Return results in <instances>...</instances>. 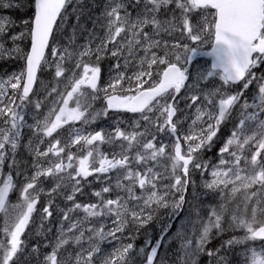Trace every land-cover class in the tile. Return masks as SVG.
<instances>
[{
    "label": "snow or ice",
    "instance_id": "snow-or-ice-1",
    "mask_svg": "<svg viewBox=\"0 0 264 264\" xmlns=\"http://www.w3.org/2000/svg\"><path fill=\"white\" fill-rule=\"evenodd\" d=\"M33 2L34 18L23 22L27 32L10 37L16 45L18 40L30 36L31 50L23 53L18 46L5 48L0 42V55L17 53L25 60L19 73H13L6 80L0 78V175L6 164L8 167L6 178L0 181V212L4 213L3 234L6 237V242L0 241V264H16L19 259L24 249L21 237L32 221L41 194L49 197L47 206L42 209L43 227V220L53 215L50 210L54 202L52 197L69 187L71 194L66 195V199L73 201V207L63 214L68 227L61 226L44 264H135L138 257H143V264H154L158 249L172 227L171 219L187 202L189 184L195 185V181L190 180V169L203 174L209 168L202 153L205 149L211 150L221 125L233 118L238 105L240 111L235 117L238 123L219 148L218 163L211 165L212 179L203 184L210 193L218 192L221 202L211 207L206 220L200 219L197 213L199 234L194 239L186 233L178 234V238L183 241V264H199L201 256H207L209 264H230L221 252H229L237 246L242 249L243 264H264V73L254 71L264 65V0H109L103 13L104 36L90 33L85 44L75 47V35L68 45L61 46L55 41V35L66 23L64 13L71 0ZM130 3L139 8L135 16L129 11ZM172 4L175 8L169 10ZM0 7L9 8L12 4L10 0H0ZM196 10L201 11V19L191 24L189 17ZM162 11H170L169 17L161 19ZM8 23H11L9 18L0 17V41L7 34ZM147 28L151 31H146ZM178 29L180 40L169 43L161 38L162 35L173 36ZM185 33L192 43L183 42ZM97 40L99 42L95 43ZM209 43L210 51L201 52V46ZM47 49L53 60L47 58ZM160 51L163 55L158 54ZM197 55L210 56L212 61L210 68L193 73L188 65ZM105 58L116 63L109 81L101 86L100 64ZM46 65L54 68L56 83L45 87L46 99H53L43 119L29 126L35 129L33 136L53 137L65 125L76 121L89 124L107 116L109 110L139 113L145 122L144 131L126 132L116 127L113 132L101 129L84 135L77 129L68 133L63 145L60 139H55L45 151H40L30 139L23 147L36 158L30 166L21 167L23 162L17 158V149L22 146L24 109L32 102L30 94L37 83V74ZM160 65L166 67L156 73L158 79H153V66ZM132 68L135 70L129 74ZM217 76L220 86L206 93L198 88L200 80ZM57 78H63L62 90H58L61 80ZM187 81L191 83L186 84ZM238 83H242V88L229 94L228 89ZM253 83L257 86L256 92L249 98L245 92ZM183 88L199 92L207 103L197 108L187 134L178 135L179 121L173 120L178 107L174 102ZM100 99L105 105L96 110L94 104ZM190 99L197 102L198 96L191 95ZM70 102L75 106L70 107ZM34 106L39 110L42 102L36 101ZM135 127H140L139 121L135 122ZM150 127H155L157 133L174 137V142L157 146L154 143L157 136L150 132ZM149 135L151 139H147ZM181 140L186 149H182ZM103 144L119 146L121 151L106 154L100 147ZM72 146H80L84 154H74ZM169 147L171 152L166 151ZM133 149L136 152L132 160L138 164H146L149 160L159 163L162 157L169 160L170 167L165 168L168 175L151 167L134 171L128 155ZM50 153L58 162L49 160L45 167L43 159ZM61 154H66L67 162ZM29 167L34 169L31 175L27 174ZM14 170L17 176L23 175L26 182L18 189L19 202L11 204L10 193L17 190L13 182ZM112 171L118 173L116 188L126 196L104 199L102 194L109 193L111 188L103 187L94 193L100 198L97 203H75V194L81 191L82 181L86 183L94 174L100 179V174ZM165 179L171 183L162 184ZM46 180L52 181L47 191L44 188ZM158 183L162 184V190L157 188ZM137 185L142 190L140 196L134 192ZM238 195L242 203H236L230 210L229 205ZM169 208V222L161 225L155 243L146 239L144 246L136 249L134 241L140 229L151 222L160 209ZM80 209L85 213L84 218L73 221L70 214ZM105 217L113 218V227L108 231L104 224L84 227L89 218ZM237 230L243 235L232 236L218 248L207 247L215 236ZM126 231L127 237L124 236ZM86 232L90 233L87 248L83 247ZM109 238L119 246L103 248L101 245ZM124 239L133 242L124 243ZM69 244L79 251L67 252L61 259L60 252L67 251ZM149 248L150 251H146Z\"/></svg>",
    "mask_w": 264,
    "mask_h": 264
},
{
    "label": "rangeland",
    "instance_id": "rangeland-1",
    "mask_svg": "<svg viewBox=\"0 0 264 264\" xmlns=\"http://www.w3.org/2000/svg\"><path fill=\"white\" fill-rule=\"evenodd\" d=\"M12 7L9 8H3L0 7V17L9 18L11 23H8L6 25L7 34L4 37L3 42L5 48H13L18 46L23 53H26L25 45L30 38V36H25L24 39L18 40L16 45H13L11 42L10 37L12 35H19L21 32H27V28L24 25V21L28 20L30 21L32 18V8L34 10V2L33 0H10ZM83 2V3H82ZM109 3V0H71V3H69L68 9L65 12V15L67 17L66 23L62 26V29L56 34L55 41L61 45H68L70 38L75 35L74 45H83L85 44L88 39L90 33H93L96 36L102 37L105 33V28L103 27L105 21L103 18V13L105 11V8L107 4ZM82 4H85V8H88V12L83 14L79 11V14L82 16L90 17L86 18L85 21H80L81 17L77 19L78 10L81 9ZM142 6V5H141ZM97 8V9H96ZM175 5H169V10L174 9ZM75 9V11H74ZM85 11V10H84ZM129 11L132 12L133 16H135L136 12L139 11L138 7H133L132 4H129ZM94 14V15H92ZM96 14V15H95ZM161 19H166L170 15L169 12L162 11L160 14ZM177 17L179 16V10L176 11ZM201 11L196 10L192 15H190L189 20L191 24H196L201 19ZM95 18V19H94ZM88 23H90L88 25ZM146 31H151L150 28H147ZM163 40L169 41V43L174 42L175 40H180V30L178 29L173 36L168 35H162L161 37ZM99 41H95V43H98ZM184 43H192L187 39V34H184L183 38ZM95 43L93 44V47L95 46ZM201 49H210V43L204 44L201 46ZM159 55H163V51H160L158 53ZM140 55H143L141 52ZM49 60H53L54 58L49 54L47 56ZM94 59V57H93ZM116 63L115 60L111 58H105L101 61L100 67L102 69L101 71V80L100 84L101 86H104L109 81V74L111 72L112 66ZM210 61L206 59H200L194 63V65L191 67V70L193 73H195L198 69H205L210 68ZM24 59L17 53H13L11 56L5 54L0 55V78L7 79L9 76H11L13 73H19L24 68ZM67 66V65H66ZM164 67L166 65H160V66H153V79H158V76H156L157 72H162ZM263 65L260 67L254 69V71L257 74L263 73ZM135 69L132 68L129 70V74L131 71H134ZM54 77V68H49L47 65L45 66L43 73L40 76V80L38 82L36 91L34 95L31 97V103H29L25 109H24V117H25V127L21 129L22 132V139H21V147L17 149L18 153V159L22 161L21 167H27L30 166L33 163V160L36 158L34 153H29L23 145H27L29 143V140L31 139V142L36 145L40 151H45L49 147L50 143H54L55 139H60L61 144L63 145L67 138L68 133L74 130H80L81 134L87 135L89 133H93L95 131L104 129L106 132H113L116 127H119L121 130H124L126 132L131 131H144L145 122L141 120L140 115L136 116H129L124 113H115V112H108L107 116H102L98 118L97 120L85 124L81 121L73 122L71 125H65L63 129L58 130L57 133L53 134V137H42L39 136H33V132L35 131L34 128L29 127L30 125H34L35 121L38 119H43V117L48 113V110L51 106V101L53 97H48L46 99L47 93L45 91V87L47 86L50 88L53 86L56 81L53 79ZM61 80V83L59 85L58 90L63 89V78H57ZM191 81H189L188 84H190ZM221 85V81L219 77H209L208 79H202L199 81L198 88H201L203 92H208L213 87H218ZM127 87V85H125ZM242 88V86L239 87H232L228 89L229 94L234 93L236 91H239ZM256 84L253 83L250 85L249 89L245 92V95L247 97H252L253 93L256 92ZM90 91V90H89ZM101 97H103V93L100 94ZM191 95H197L198 101L193 102L190 97ZM219 97H217V100ZM40 101L42 102L41 109L37 110L35 109V102ZM171 102V101H170ZM251 103V100H249ZM207 101L205 100L204 96L201 95L199 92H190L188 88H183L182 91L178 94L177 100L175 102V105L178 107V112L175 118V122L179 121L177 123L178 128V134L184 135L187 134V129L192 124L193 120L195 119L197 115V108H203L206 105ZM105 101L103 99H100L95 102L94 108L96 110L101 109L104 107ZM75 106L70 102V107ZM240 110L239 105L234 109L233 116L235 115L236 111ZM152 115V114H149ZM156 115H159L158 113ZM153 119H155V116H153ZM139 121L140 127H135V122ZM230 121V120H229ZM228 121V122H229ZM225 123L221 125V132L223 128L229 127V124ZM160 123H163V117L160 118ZM230 123V122H229ZM238 121L236 122V124ZM235 124V125H236ZM234 125V126H235ZM2 126V125H0ZM199 126V125H198ZM206 126V125H205ZM233 129V128H232ZM150 132L152 134H155L157 136V140L154 141V143H157V146H159V143H163L165 145H170L174 142V137L169 136L166 133H157L155 127H150ZM219 134V133H218ZM221 135V133H220ZM220 135L214 139V142L212 144L211 150L205 149L202 153L203 160L209 162V168L202 174L200 170H192L190 169V180L195 181V185L189 184L190 189L193 191L192 195L195 198V201L198 203H192L189 207L187 206L188 203L186 202L184 204L183 209L171 219L172 227L170 231L168 232L165 239L162 241L161 247L158 249V255L156 259L154 260V264H183V251L181 250V244L183 241L178 238V234L186 233L189 237L195 238L196 235L199 234V223L197 213H199V218L206 220L207 216L210 212V209L212 206H218L220 201L219 193H210L209 190L205 189L203 187L204 181L211 180V165H215L219 161V156L216 153V156L213 157V159H209V153L213 150L214 147H221L224 143L225 139H220ZM147 139H151V135L147 137ZM41 140L43 142H41ZM182 144L184 149H186V144L183 140ZM101 150L106 154H111L113 152L119 153L121 151L119 146H113L110 144H103L100 146ZM67 151V149H66ZM71 151L74 154L81 155L84 154L80 150V146H72ZM167 152H171L172 149L166 148ZM219 151V150H218ZM136 149L131 150V152L128 153L131 166L134 171H144L146 168L151 167L156 172L164 173L165 175H168V173L165 172L166 167H170V161L166 158H160L159 163L156 161L149 160L146 164L144 163H136L134 160H132V157L135 156ZM61 158L65 159L66 161V154H61ZM119 158V156H117ZM227 159V157H225ZM56 161V157L53 154H49V157L46 159H43L44 166H48V161ZM11 161L9 160L8 163ZM58 162V161H56ZM34 169L28 168V175H31ZM8 173V167L7 164L5 165L3 169V175H0V181H2L3 178H6V175ZM14 178V183L17 187V190L14 191V196L9 203L15 204L19 202V191L18 189L26 182L24 180L23 175L17 176L15 170L12 173ZM119 175L122 177L123 173H119ZM101 178L97 179L96 174L89 177L87 179V182L85 183L82 181V188L81 191L75 194V203L80 204H90V203H97L100 198L96 197L94 195L95 192L100 191L103 187H110L111 191L109 193H103L102 196L104 199H115L118 195L119 196H126V193L122 191L121 189L116 188V180L118 173L116 171L109 172L107 174H100ZM124 184H128V181L122 180ZM171 180L165 179L162 184H170ZM162 184L158 183L157 188L162 190ZM52 187V181L46 180L44 183V188L47 191L49 188ZM189 191V190H188ZM135 195L140 196L142 195V190L137 185L134 189ZM71 194V188L62 189L61 193L59 195H56L52 197L53 199V205L51 207V211L53 212V215L50 218H46L43 220V227H41V215H42V209L43 207L47 206V202L49 200V197L46 194H41L39 202L37 204L36 208V214L34 216V223L31 221L29 227H34V231L36 232V237L40 238V242H38L36 245H30L26 244L27 238H29V231L24 237V234L22 235L21 239L24 241V249L23 252L19 255V259L16 261V264H44V258L45 256L51 252V244L55 242V238L57 237L61 226L63 225L64 228L68 227V222L63 221V214L66 212L69 208L73 207V201H68L66 199V195ZM146 195V193H143ZM187 194V193H186ZM225 198H227V193L225 194ZM186 201H188L186 199ZM142 203V201H141ZM236 203H242L241 198L238 195L236 199L233 201L232 204L229 205V209L231 210ZM161 211V220L162 223H168L169 222V213L171 212V209H160L158 212ZM71 219L73 221L75 220H82L85 216V213L83 212V209L76 210L73 213L70 214ZM3 217L4 213L2 215V218L0 219V238H2V241L6 242V237L3 234ZM112 219L113 218H89V221L85 223L84 227L87 228L89 226L92 227H99L100 224L105 225V231H108L113 227L112 225ZM158 219L159 217L157 214L155 215L154 219L149 222L144 227H151V229H147V233L152 235V239L147 237L145 235V238L143 242L145 243L146 239H150L153 243L159 238L160 236V229L161 225L158 226ZM162 224V225H163ZM25 232V233H26ZM146 233V234H147ZM90 235V233H85V241L83 243V247L87 248V236ZM119 235V234H117ZM128 233L125 232L124 236L127 237ZM243 235V232L240 230H237L235 232H226L221 236H215L211 242L208 244V248H218L221 243L225 240L230 239L232 236H241ZM124 243H129L128 239L123 240ZM105 249H110V247H118L119 244L115 241H111L109 238L108 242H105L101 245ZM144 246V244H143ZM136 249H139L140 247L135 246ZM142 247V246H141ZM79 251V248L76 247L73 244H69L67 246V251H61L60 257L63 259L67 252H74ZM146 251H150V248ZM221 255H225L227 259L230 261V264H243V252L242 249L237 246L233 250L229 252H221ZM135 264H143V257H138L135 260ZM199 264H209L208 257L207 256H201Z\"/></svg>",
    "mask_w": 264,
    "mask_h": 264
},
{
    "label": "trees",
    "instance_id": "trees-1",
    "mask_svg": "<svg viewBox=\"0 0 264 264\" xmlns=\"http://www.w3.org/2000/svg\"><path fill=\"white\" fill-rule=\"evenodd\" d=\"M82 8L81 9H79L78 10V13H77V15H78V17L80 18L82 15H80L79 14V11L80 12H82L83 14H85L86 12H88V8H85V4H82V6H81ZM85 10V11H84ZM32 11H33V8H32ZM32 14H33V12H32ZM85 17L86 18H89L90 19V17H87V16H82L80 19V21H85ZM90 23H88V25H89ZM27 46H28V42L26 43V45H25V48H27ZM262 70H263V73H264V65H263V68H262ZM239 111L240 110H238V111H236V113H235V115L233 116V118L232 119H230V123L228 122V124H229V127H227V128H223L222 129V132H221V129H220V132H219V134H218V136L220 135V133H221V135H220V139H225V138H227L228 137V135L230 134V132H231V130H232V128L234 127V125L236 124V122H237V119L235 118L236 116H237V114L239 113ZM217 136V137H218ZM218 150H219V147H214L213 148V150L211 151V152H208L209 154V159H213V157L214 156H216V153L218 152ZM188 190L189 191H187V194H186V199L188 200L187 201V203H188V207H189V209H190V206H191V204L192 203H194V201H195V198L193 197V195H192V190L190 189V186L188 187ZM13 196H14V193L12 194V198H11V200L13 199ZM195 203H198L197 201H195ZM37 211V210H36ZM36 211L33 213V218L32 219H34V216H35V214H36ZM157 216L159 217V219H158V226H160V225H162L163 223H162V220H161V211L160 212H158L157 213ZM2 218V216H0V219ZM33 223H34V221H33ZM147 229H151V227H149V228H147V227H143V228H141L140 229V231H139V234L136 236V239H135V241H134V244H135V246H138V247H141V246H143V244H144V242H143V240H144V238H145V235L147 236V237H149L150 239H152V235H150L149 233H147ZM28 231H29V238H27V242H26V244H30V245H36L38 242H40L41 240H40V238H38V237H36V235H35V231H34V227L32 228V227H30L28 230H27V232L24 234V237L26 236V234L28 233ZM147 233V234H146ZM0 241H2V238H0ZM129 242H133V241H131V240H128Z\"/></svg>",
    "mask_w": 264,
    "mask_h": 264
},
{
    "label": "water",
    "instance_id": "water-1",
    "mask_svg": "<svg viewBox=\"0 0 264 264\" xmlns=\"http://www.w3.org/2000/svg\"><path fill=\"white\" fill-rule=\"evenodd\" d=\"M30 50H31V48H30ZM204 51H210V50H201V52H204ZM46 52H47V50H46ZM202 57H206V58H210V59H212V57H210V56H206V55H197V56L194 57L193 62H194L197 58H202ZM193 62H192V63H193ZM192 63L188 65L189 68L191 67ZM38 73H39V72H38ZM37 75H38V74H37ZM35 85H36V84H35ZM35 85H34V88H35ZM31 94H32V93H31ZM31 94H30V95H31ZM113 111H122V110H113ZM125 112H127V111H125ZM128 113H131V112H128ZM173 119H174V118H173ZM181 144H182V143H181ZM0 214H1V212H0Z\"/></svg>",
    "mask_w": 264,
    "mask_h": 264
},
{
    "label": "bare ground",
    "instance_id": "bare-ground-1",
    "mask_svg": "<svg viewBox=\"0 0 264 264\" xmlns=\"http://www.w3.org/2000/svg\"><path fill=\"white\" fill-rule=\"evenodd\" d=\"M97 9V8H96ZM92 15H94V14H92ZM96 15V14H95ZM95 19V18H94ZM13 182H14V179H13Z\"/></svg>",
    "mask_w": 264,
    "mask_h": 264
}]
</instances>
